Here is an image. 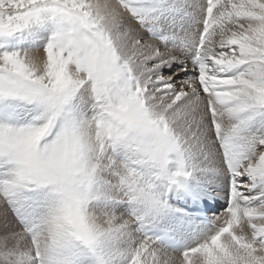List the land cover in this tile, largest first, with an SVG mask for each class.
I'll return each mask as SVG.
<instances>
[{
  "label": "snow or ice",
  "instance_id": "6c2138e0",
  "mask_svg": "<svg viewBox=\"0 0 264 264\" xmlns=\"http://www.w3.org/2000/svg\"><path fill=\"white\" fill-rule=\"evenodd\" d=\"M49 20L43 58L0 44V264H178L132 225L202 167L227 207L179 264H264V0H0V38Z\"/></svg>",
  "mask_w": 264,
  "mask_h": 264
},
{
  "label": "rangeland",
  "instance_id": "374dc122",
  "mask_svg": "<svg viewBox=\"0 0 264 264\" xmlns=\"http://www.w3.org/2000/svg\"><path fill=\"white\" fill-rule=\"evenodd\" d=\"M54 28H55V24L52 21H50V20L44 21V22H41L39 24L31 25L28 28L21 30L19 33L14 34L11 37L0 38V44L4 45L6 47H9V48H19V49H32V48L41 47L37 51V52H40L43 50L42 46L47 42V40H48L49 36L51 35V32L54 30ZM174 165H176V164L173 161L169 165L170 169L173 168ZM174 169L175 168H173V170ZM211 169L212 168H210V167L199 168L198 170L194 171L192 175H194L195 173H199L201 175H204V173L206 174V172L214 170V169H212V170ZM192 175H191V177H192ZM113 185L115 186V184H113ZM113 185H111V188L114 190L115 187ZM155 191L158 192L156 189H155ZM105 200L100 199L97 201L98 203L96 202L98 205V209H100L104 212H107L108 214L110 213L109 215L116 216L118 218V222H119V220L128 219L129 217H131V215L134 212H136L137 214H140L139 212L141 211V209H143L141 206L135 205L132 202H129L126 200H120L118 198L117 199H108L107 201H105ZM99 206H101V207H99ZM139 207H141V208H139ZM143 211H144V209H143ZM143 211H141V213ZM146 219H147V217H146ZM132 228H133V230L135 228V230L132 232L131 240L139 241V240L144 238L143 234L142 235L140 234V231L138 230L137 225L133 224ZM13 231H16V232L21 231V227L19 225L18 219L15 217V214L10 207H7V206L3 205L2 203H0V236H3L6 232L11 233ZM162 250L165 251V253H168L170 255H174L178 261V264H179V260L182 259L181 254L172 253V251H169L167 249H162ZM92 254L93 253L90 250L84 249V250H81L80 252H78L77 255H79V256H77V259L80 263H83V261L86 258H89V257L91 258ZM86 255H89V256L86 257ZM83 257H84V259H82ZM86 264H88V263H86ZM120 264H123V260H120Z\"/></svg>",
  "mask_w": 264,
  "mask_h": 264
},
{
  "label": "bare ground",
  "instance_id": "6f19581e",
  "mask_svg": "<svg viewBox=\"0 0 264 264\" xmlns=\"http://www.w3.org/2000/svg\"><path fill=\"white\" fill-rule=\"evenodd\" d=\"M44 50L37 52L36 55L38 57L43 58L44 55ZM172 167V166H171ZM173 168H176V165H174ZM173 168H171V170H173ZM203 168V167H202ZM207 168V167H206ZM209 169V168H208ZM213 169V168H212ZM211 169V170H212ZM175 170V169H174ZM204 170V169H203ZM206 171V170H205ZM161 181H163L165 184H167L169 187H177V185H184L187 186V188H185L186 190H189L191 192H193L195 195L198 196L199 198V202L203 203V204H212L214 200L219 199V205L220 208L218 209L217 212L212 213L213 215V219H215L224 211V209L227 207V200L225 198V196L222 194L221 189L223 188L224 184L226 183L227 178L225 176H222V174L218 171L212 170V171H208L206 172V174L204 173V175H201L199 173H195L194 175L189 176V177H184L180 180V182L172 184L171 182H169L166 178H158ZM114 186V185H113ZM115 187V186H114ZM155 190V188H154ZM157 190V189H156ZM158 191V190H157ZM156 192V191H155ZM156 194L164 201V207L162 208V210H160L159 212H156L150 216L147 217V220L149 221H153L156 220L159 216L160 213H162L164 211V208L169 207L170 204L167 203L164 199V197L162 196V194L158 191L156 192ZM105 200V199H103ZM108 199H106L105 201H107ZM98 203V202H97ZM98 206V205H97ZM101 207V206H99ZM106 207V206H105ZM133 208V207H132ZM141 208V207H139ZM103 209V208H102ZM109 209V208H108ZM112 209V208H111ZM141 211H143V209H141ZM141 211L139 213H141ZM113 212V211H112ZM110 214V213H109ZM116 214V213H115ZM117 215V214H116ZM120 216V215H119ZM123 217V216H122ZM120 219V218H119ZM136 225V222H135ZM135 230V228H134ZM214 230V228H211L208 230V235ZM140 234L142 235V233L140 232ZM207 235V236H208ZM206 237H203L201 239H199L197 242L190 244L187 248L195 246L196 244H198L199 242H201L202 240H204ZM144 237V235H143ZM133 238V237H132ZM135 239V238H134ZM154 241V246L158 249H167L169 251H171L170 249L166 248L164 245H162L161 243H159L156 239L152 238ZM165 252V251H164ZM172 253H176V254H181L182 255V251L181 252H174L172 251ZM79 256V255H77ZM89 255H86V257H88ZM92 256H94V258L92 259ZM91 258H86V259H90V261H87L88 264H95V255L94 253L92 254ZM84 259V257L82 258ZM85 259V260H86ZM85 260L83 261V264H86Z\"/></svg>",
  "mask_w": 264,
  "mask_h": 264
}]
</instances>
